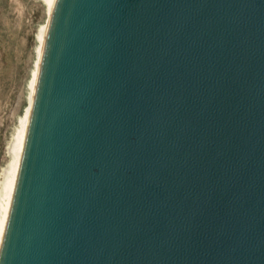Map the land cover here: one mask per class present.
<instances>
[{
  "label": "water",
  "instance_id": "95a60500",
  "mask_svg": "<svg viewBox=\"0 0 264 264\" xmlns=\"http://www.w3.org/2000/svg\"><path fill=\"white\" fill-rule=\"evenodd\" d=\"M0 264H264V0H55Z\"/></svg>",
  "mask_w": 264,
  "mask_h": 264
},
{
  "label": "rangeland",
  "instance_id": "374dc122",
  "mask_svg": "<svg viewBox=\"0 0 264 264\" xmlns=\"http://www.w3.org/2000/svg\"><path fill=\"white\" fill-rule=\"evenodd\" d=\"M48 14L44 0H0V170L9 161L8 145L29 107L39 31Z\"/></svg>",
  "mask_w": 264,
  "mask_h": 264
},
{
  "label": "bare ground",
  "instance_id": "6f19581e",
  "mask_svg": "<svg viewBox=\"0 0 264 264\" xmlns=\"http://www.w3.org/2000/svg\"><path fill=\"white\" fill-rule=\"evenodd\" d=\"M44 1L48 6V10H49L48 15L50 16L55 0H44ZM46 31H47V24H45V26H43L39 31L40 46L38 48V61L36 64V69L32 75V79L29 83V97H28L29 107L25 112V116L20 119L16 133L13 136L10 144L8 145L7 154L9 157V161L0 170V246L2 243L4 229L7 222V218L13 198V193L15 189L16 179L18 175V169L20 165L21 154L24 145V139L26 135L29 115H30V105L34 94L37 72H38L40 57L42 54V48L44 45Z\"/></svg>",
  "mask_w": 264,
  "mask_h": 264
}]
</instances>
